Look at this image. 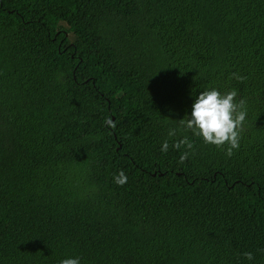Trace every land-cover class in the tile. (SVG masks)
<instances>
[{
	"label": "trees",
	"instance_id": "1",
	"mask_svg": "<svg viewBox=\"0 0 264 264\" xmlns=\"http://www.w3.org/2000/svg\"><path fill=\"white\" fill-rule=\"evenodd\" d=\"M210 88L245 101L231 157L168 136ZM246 252L264 264V0H0V264Z\"/></svg>",
	"mask_w": 264,
	"mask_h": 264
},
{
	"label": "clouds",
	"instance_id": "2",
	"mask_svg": "<svg viewBox=\"0 0 264 264\" xmlns=\"http://www.w3.org/2000/svg\"><path fill=\"white\" fill-rule=\"evenodd\" d=\"M237 79H243L237 77ZM238 92L232 89L227 92H221L216 88L205 89L194 96L191 105L190 114H186L183 119L179 120L177 128H170L169 137L177 135L178 131H191L193 135L201 137L205 144L221 147L227 145L225 151L228 157L233 155L234 149L240 147V129L244 126L247 112L245 110V101L237 99ZM104 123L109 127H114V122L108 118ZM181 144H186L188 149L192 148L191 143H187L186 139H181L175 143L173 147L179 148ZM169 143L165 140L161 147V152H167ZM188 158V152L185 151L180 155V162ZM114 182L123 186L127 180V175L120 171L113 177ZM244 258L250 262L254 261L251 252L244 253ZM59 264H81V257L70 256L60 260Z\"/></svg>",
	"mask_w": 264,
	"mask_h": 264
}]
</instances>
